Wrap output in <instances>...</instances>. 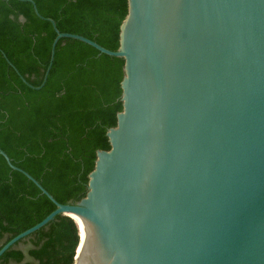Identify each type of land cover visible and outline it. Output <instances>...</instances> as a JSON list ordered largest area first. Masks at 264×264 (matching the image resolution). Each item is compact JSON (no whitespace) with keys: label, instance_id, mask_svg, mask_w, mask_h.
I'll return each mask as SVG.
<instances>
[{"label":"water","instance_id":"95a60500","mask_svg":"<svg viewBox=\"0 0 264 264\" xmlns=\"http://www.w3.org/2000/svg\"><path fill=\"white\" fill-rule=\"evenodd\" d=\"M49 20L43 81L58 39L81 40L124 60L122 108L79 200L21 170L55 208L0 256L64 214L73 264H264V0H127L115 50Z\"/></svg>","mask_w":264,"mask_h":264},{"label":"trees","instance_id":"16d2710c","mask_svg":"<svg viewBox=\"0 0 264 264\" xmlns=\"http://www.w3.org/2000/svg\"><path fill=\"white\" fill-rule=\"evenodd\" d=\"M126 13L127 0H0V149L17 167L0 154V247L55 208L21 170L58 202L79 200L122 108L124 60L81 40L58 39L43 81L56 36L49 19L60 32L115 50ZM79 239L76 221L57 214L4 251L0 264H73Z\"/></svg>","mask_w":264,"mask_h":264},{"label":"rangeland","instance_id":"374dc122","mask_svg":"<svg viewBox=\"0 0 264 264\" xmlns=\"http://www.w3.org/2000/svg\"><path fill=\"white\" fill-rule=\"evenodd\" d=\"M28 246H29V243H27V242H22V243L18 244V248L22 249L23 251H26ZM10 264H13V263H10Z\"/></svg>","mask_w":264,"mask_h":264},{"label":"bare ground","instance_id":"6f19581e","mask_svg":"<svg viewBox=\"0 0 264 264\" xmlns=\"http://www.w3.org/2000/svg\"><path fill=\"white\" fill-rule=\"evenodd\" d=\"M76 215H74V217H75ZM77 220H78V217H75Z\"/></svg>","mask_w":264,"mask_h":264}]
</instances>
